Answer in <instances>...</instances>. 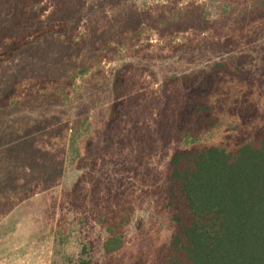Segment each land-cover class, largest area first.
Here are the masks:
<instances>
[{
    "label": "rangeland",
    "instance_id": "obj_1",
    "mask_svg": "<svg viewBox=\"0 0 264 264\" xmlns=\"http://www.w3.org/2000/svg\"><path fill=\"white\" fill-rule=\"evenodd\" d=\"M227 3L0 0V51L23 35L55 29L0 63V99L19 81L74 75L76 83L71 102L55 98L0 106V264H78L82 259L92 264H161L176 231L167 207L164 169L178 143L174 122L183 102L181 89L163 83L209 69L230 55L231 48L220 46L219 40L238 31L237 12L233 19L224 15ZM70 36L79 44L65 43ZM119 71L127 99L122 121L130 123L131 103L144 98L140 104L147 107L138 110L135 125L141 130L162 126L165 132L146 148L151 177L123 229V244L107 251L108 233L85 214L71 212L56 230L60 197L82 170L59 159L46 120L87 115L98 121L113 103L110 90ZM133 149L135 156L136 145Z\"/></svg>",
    "mask_w": 264,
    "mask_h": 264
},
{
    "label": "trees",
    "instance_id": "obj_2",
    "mask_svg": "<svg viewBox=\"0 0 264 264\" xmlns=\"http://www.w3.org/2000/svg\"><path fill=\"white\" fill-rule=\"evenodd\" d=\"M228 2L224 15L233 19L237 12L238 31L219 40L220 46L231 48L230 55L209 69L163 83L181 89L183 102L174 122L178 143L164 169L176 231L161 264H264V0ZM53 32L47 28L14 39L11 48L0 51V63ZM64 42L79 44L72 36ZM124 82L119 71L110 90L113 103L98 121L87 115L46 120L59 159L82 170L60 197L56 230L71 212L85 214L108 233L107 251L123 244V229L151 177L146 148L165 132L162 126L141 130L135 125L138 110L147 107L140 104L144 98L131 103L130 123L122 121ZM75 87L74 75L19 81L0 106L55 98L71 102ZM78 264L92 262L82 259Z\"/></svg>",
    "mask_w": 264,
    "mask_h": 264
},
{
    "label": "crops",
    "instance_id": "obj_3",
    "mask_svg": "<svg viewBox=\"0 0 264 264\" xmlns=\"http://www.w3.org/2000/svg\"><path fill=\"white\" fill-rule=\"evenodd\" d=\"M19 262H21V261H19ZM16 264H23V263H16Z\"/></svg>",
    "mask_w": 264,
    "mask_h": 264
}]
</instances>
